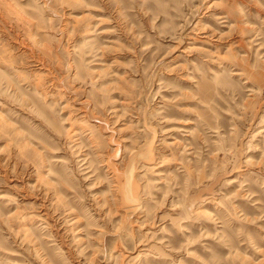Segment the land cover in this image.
Masks as SVG:
<instances>
[{
  "label": "rangeland",
  "instance_id": "374dc122",
  "mask_svg": "<svg viewBox=\"0 0 264 264\" xmlns=\"http://www.w3.org/2000/svg\"><path fill=\"white\" fill-rule=\"evenodd\" d=\"M0 264H264V0H0Z\"/></svg>",
  "mask_w": 264,
  "mask_h": 264
}]
</instances>
